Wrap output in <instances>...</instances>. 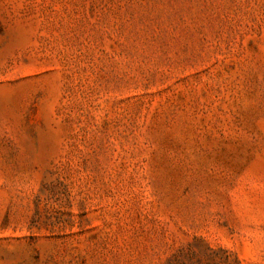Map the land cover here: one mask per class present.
<instances>
[{
  "label": "rangeland",
  "instance_id": "1",
  "mask_svg": "<svg viewBox=\"0 0 264 264\" xmlns=\"http://www.w3.org/2000/svg\"><path fill=\"white\" fill-rule=\"evenodd\" d=\"M0 264H264V0H0Z\"/></svg>",
  "mask_w": 264,
  "mask_h": 264
}]
</instances>
